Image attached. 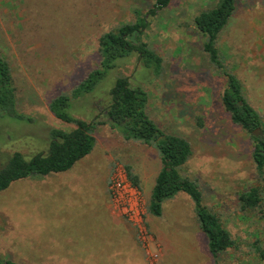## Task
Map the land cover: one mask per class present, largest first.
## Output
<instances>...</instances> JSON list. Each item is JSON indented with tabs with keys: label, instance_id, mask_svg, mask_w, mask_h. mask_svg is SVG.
I'll use <instances>...</instances> for the list:
<instances>
[{
	"label": "rangeland",
	"instance_id": "rangeland-1",
	"mask_svg": "<svg viewBox=\"0 0 264 264\" xmlns=\"http://www.w3.org/2000/svg\"><path fill=\"white\" fill-rule=\"evenodd\" d=\"M219 1L172 0L149 18L150 28L140 36L162 58L161 75L133 53L93 92L73 99L67 113L85 122L106 120L104 109L118 78L142 86L150 118L191 144L193 154L181 173L197 183L204 203L232 235L235 246L219 257L220 264H264L256 252L264 248V204L252 212L239 204L242 192L264 189V181L256 175L249 134L221 103L225 78L194 27V18ZM152 5V0H0V50L12 68L18 110L25 116L0 114V167L16 152L26 160L47 152L51 129L76 127L53 115L51 101L99 67L104 33L135 21L134 9L147 13ZM216 48L264 122V0H237ZM263 133L264 127L258 135ZM94 137L92 153L69 172L52 174L45 184L21 180L0 192V220L6 221L4 229L0 226V258L18 264H215L195 203L185 193L167 200L161 216L146 213L149 250L160 252L158 261L150 259L137 230L114 213L109 191L117 167L130 166L147 210L162 167L159 152L127 140L109 124L97 125ZM116 249L125 255L116 258Z\"/></svg>",
	"mask_w": 264,
	"mask_h": 264
},
{
	"label": "trees",
	"instance_id": "trees-1",
	"mask_svg": "<svg viewBox=\"0 0 264 264\" xmlns=\"http://www.w3.org/2000/svg\"><path fill=\"white\" fill-rule=\"evenodd\" d=\"M172 0H152L153 5L147 13L134 9L135 21L104 33L99 39V67L69 94H62L49 105L53 115L76 127L70 131L50 130L48 151L26 160L23 154H12L0 167V192L13 183L43 178L52 174L63 173L72 169L76 163L90 155L96 139L94 132L97 125L109 124L120 129L127 140L141 141L155 148L160 155L162 167L158 173L149 198L147 212L155 217L163 213L167 200L185 193L195 203V211L200 230L208 239L210 255L215 264H220L219 257L234 248L235 243L230 231L223 225L220 217L204 203V195L195 181L182 175L181 170L193 154L191 144L184 138L168 134L148 115L149 97L142 86L133 85L129 77L118 78L110 90V101L104 109L106 120L95 119L85 122L67 113L73 99L91 93L108 73L119 67L118 61L138 54L139 60L155 75H161L162 58L147 43L141 42L140 36L150 28V17H155L171 4ZM237 9V0H220L211 9L200 12L194 18L196 31L205 39L204 51L209 60L220 70L226 81V88L221 96V103L232 122L249 134L252 141V160L256 175L264 181V122L259 112L250 104L243 92L238 77L228 71L222 63L216 42L228 25ZM0 114L23 120L25 116L18 110L17 89L12 68L0 50ZM29 120V118H28ZM130 181L140 189L138 176L130 166L126 167ZM239 204L243 212L257 211L264 204V189L259 186L249 187L239 195ZM259 259L264 262V248H256ZM0 264H18L0 258Z\"/></svg>",
	"mask_w": 264,
	"mask_h": 264
},
{
	"label": "built area",
	"instance_id": "built-area-1",
	"mask_svg": "<svg viewBox=\"0 0 264 264\" xmlns=\"http://www.w3.org/2000/svg\"><path fill=\"white\" fill-rule=\"evenodd\" d=\"M112 208L114 213L126 218L137 230L138 238L153 261H158L160 252H152L149 247L152 239L147 231L144 199L140 189L130 181L125 167L118 166L110 186Z\"/></svg>",
	"mask_w": 264,
	"mask_h": 264
},
{
	"label": "crops",
	"instance_id": "crops-1",
	"mask_svg": "<svg viewBox=\"0 0 264 264\" xmlns=\"http://www.w3.org/2000/svg\"><path fill=\"white\" fill-rule=\"evenodd\" d=\"M72 169H73V168H72ZM72 169H70V170H72ZM70 170H68V171H66V172H63V173H67V172H69ZM58 174H60V173H58ZM95 174H96L97 176H102L98 171H96ZM53 175H57V174H53ZM51 177H53V176L49 175V176H45V177H43V178H35V179H30V180H32V181H37V182H40V183L45 184L48 180L51 179ZM105 182H106V181H105ZM109 192H110V191H109ZM110 198H111V197H110ZM108 209H109V204H108ZM109 211H110V209H109ZM110 213H111V212H110ZM111 216H112V215H111ZM112 218H113V217H112ZM0 226L2 227V229H4L5 226H6V221H4V220H0ZM125 253H126V251H124V250H122V249H116V258L125 255Z\"/></svg>",
	"mask_w": 264,
	"mask_h": 264
},
{
	"label": "water",
	"instance_id": "water-1",
	"mask_svg": "<svg viewBox=\"0 0 264 264\" xmlns=\"http://www.w3.org/2000/svg\"><path fill=\"white\" fill-rule=\"evenodd\" d=\"M259 131H260V130L256 131L255 134L258 135V132H259Z\"/></svg>",
	"mask_w": 264,
	"mask_h": 264
}]
</instances>
